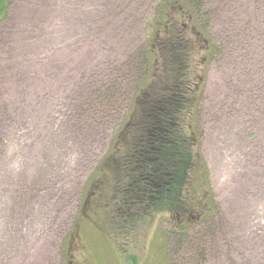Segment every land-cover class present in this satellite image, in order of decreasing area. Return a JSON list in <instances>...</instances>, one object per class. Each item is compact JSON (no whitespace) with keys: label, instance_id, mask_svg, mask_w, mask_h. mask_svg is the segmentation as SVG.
Instances as JSON below:
<instances>
[{"label":"rangeland","instance_id":"rangeland-1","mask_svg":"<svg viewBox=\"0 0 264 264\" xmlns=\"http://www.w3.org/2000/svg\"><path fill=\"white\" fill-rule=\"evenodd\" d=\"M203 2L215 49L194 129L210 187L196 174L190 197L212 200L200 251L179 254L176 218L126 216L95 178L148 77L162 0L3 1L0 264H264V0Z\"/></svg>","mask_w":264,"mask_h":264},{"label":"trees","instance_id":"trees-1","mask_svg":"<svg viewBox=\"0 0 264 264\" xmlns=\"http://www.w3.org/2000/svg\"><path fill=\"white\" fill-rule=\"evenodd\" d=\"M162 4L147 54L148 77L138 86L129 123L99 163L95 178L99 185L109 174L115 204H121L126 216L133 210L136 219L168 211L179 223L168 237L173 241L171 251L196 253L202 232L193 230L209 223L212 194L205 189L200 207L192 206L196 174L210 187L194 129L195 108L215 45L203 23V0H162ZM96 192L91 191L89 198Z\"/></svg>","mask_w":264,"mask_h":264}]
</instances>
